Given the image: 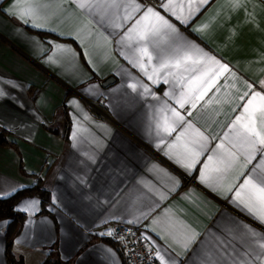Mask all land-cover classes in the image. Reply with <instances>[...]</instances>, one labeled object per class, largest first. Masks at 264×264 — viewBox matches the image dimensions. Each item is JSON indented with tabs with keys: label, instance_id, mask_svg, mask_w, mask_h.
Instances as JSON below:
<instances>
[{
	"label": "crops",
	"instance_id": "obj_1",
	"mask_svg": "<svg viewBox=\"0 0 264 264\" xmlns=\"http://www.w3.org/2000/svg\"><path fill=\"white\" fill-rule=\"evenodd\" d=\"M13 2L0 0V91L7 94L0 96V129L7 142L0 143V198L35 185L50 193L48 203L35 193L16 202V210L25 217L11 238L13 255L23 264H42L51 255L66 264H126L120 244L108 234L114 224L123 223L139 226L151 248L156 251L159 246L179 264H199L204 252L214 249L217 237L227 242V251L237 259H251L254 245L249 238L241 239L247 231L243 225L264 234V224L231 201L264 152H257L242 171V154L230 168L225 164L230 152H240L233 147L237 135L230 125L243 113L253 91L264 94V0H241L238 6L231 0H207L186 23L160 7L167 0L157 5L145 0H81L92 8H80L76 0H20L19 8L11 7ZM174 2L183 3L187 16V0ZM133 4L142 7L133 11ZM29 5L38 6L45 28H33L17 18L16 12ZM148 6L227 64L229 71L213 77L203 67L190 66L187 72L179 70L183 83L167 76L166 84V73L176 70L160 69L159 83L153 84L130 62L140 58L136 42L122 40ZM126 13L129 19L124 18ZM50 28L64 35L46 30ZM49 40L70 46L76 55L54 49ZM149 50L153 60L149 63L144 57L141 62L151 74L159 60L156 51ZM130 84H137L136 89ZM141 84L150 93L145 94ZM165 91L171 95L165 97ZM182 91L184 107L174 98ZM71 100L78 104L70 105ZM98 103L105 109L103 118L90 111V105ZM164 103L184 117L171 133L157 128L164 115L173 121L170 112L160 111ZM66 121L64 138L54 130L63 131ZM256 123L259 129L258 113ZM197 131L207 139L201 140ZM190 149L201 152L191 174L164 155L171 151L185 158ZM205 162L206 176L216 191L198 179ZM24 198L41 202L25 212L20 210ZM142 212L147 216L128 223ZM8 223L0 220V264H8L4 236ZM185 225L199 233L186 251L171 240L184 238ZM226 227L233 229L232 236Z\"/></svg>",
	"mask_w": 264,
	"mask_h": 264
},
{
	"label": "snow or ice",
	"instance_id": "obj_2",
	"mask_svg": "<svg viewBox=\"0 0 264 264\" xmlns=\"http://www.w3.org/2000/svg\"><path fill=\"white\" fill-rule=\"evenodd\" d=\"M78 7L85 8L86 6L92 8V4H85L81 0H76ZM231 2L238 6L241 3V0H231ZM195 3V6H193ZM207 3V0H187L188 4V15H184L183 3H176L174 0H167V2H162L160 7L165 11L169 12L181 23H186L187 19L196 11L199 10L200 5ZM20 0H14L13 8H19ZM127 7V6H126ZM140 4H133V11L141 9ZM179 7L180 11H177ZM8 11V9H5ZM11 15L12 13L9 12ZM17 18L20 19L23 23H31L33 28H45V24L40 21L43 19L39 15L38 6H26L20 8L16 12ZM125 19H129L130 16L126 13ZM48 31L56 32L58 35L63 36L64 33L58 32L55 28L46 29ZM193 31H197L194 29ZM131 44L133 41L136 42V51L140 54L138 60L132 61L133 66L139 68L145 76L148 77L153 84L159 83V70L160 69H175L176 71L169 70L166 73L164 83H168L167 76H173L179 82L183 83L184 77L180 73V69H183L184 72H187L190 69V66H199L205 68L207 72H211L213 77L219 76L221 73L229 71V66L225 63H222L216 56L212 55L210 52L205 51L199 44L195 41L186 38L180 33L177 27L166 19L160 12L156 11L153 7L148 6L143 12V15L136 20L135 24L125 33L123 39ZM37 44L41 43L38 37H32ZM47 43L52 44L54 49H60L64 51L71 52L72 55H76L72 51L70 46L57 44L55 41H47ZM152 48L156 51L157 58L159 60L158 67L154 66L152 68V73L150 74L147 70V66L142 63L144 57H147L148 62L151 63L153 60V54L149 50ZM85 55H87L85 53ZM52 60L50 56L48 58ZM211 78V77H210ZM261 84L264 85V81H261ZM94 87V86H93ZM130 88L136 89L137 84H130ZM140 87L143 88L144 93H150V89L147 85L141 84ZM87 93L88 89H84ZM7 95L6 93L0 91V96ZM154 95V93H153ZM165 97L170 96L171 94L168 91H165L163 94ZM155 98V95H154ZM176 104L180 107H184L186 102V94L182 91L179 97H174ZM244 97H241L243 99ZM70 105L78 104L77 101H69ZM160 111L163 113L170 112L173 121L170 123L167 115L162 117V120L157 123V128H162L165 133H171L174 130V125L176 122L181 121L184 117L177 111L176 108L169 106L167 103H164ZM259 114V129L257 128L256 116ZM37 119L39 117L37 116ZM192 125L188 124L187 128H191ZM230 127L236 132L237 143L233 144L234 148H239L240 152H230V160L225 164L226 168H230L233 163L238 159V156L242 154L245 157V163L241 168L246 167L249 162L253 159L257 152H264V94L261 92L253 91L251 93V99L248 100L247 104L244 105L243 113L240 116H237L235 121L230 125ZM77 133V121L73 119V133L71 139H76ZM200 136L201 140L207 139L203 136L202 133L196 132ZM181 135L176 137L177 141H180ZM227 138V134L225 135ZM163 141H161L162 143ZM75 147V144H73ZM173 145H169V150ZM218 148L223 147L222 144L217 145ZM169 159L173 160L174 163L178 164L181 168L189 170L191 174V169L196 166L198 157L201 155V152L195 150H189V155L185 158H181L179 155H173L171 151H166L164 153ZM213 157L209 156L208 160L212 161ZM93 163L95 161L93 160ZM154 167H159L154 165ZM209 168V163L205 162L204 166L200 169V176L198 179L201 183L206 184V186L216 191L217 188L212 182L211 178L206 176V169ZM259 169V171L257 170ZM162 171H166L161 169ZM219 171V169H216ZM237 178H239L237 176ZM82 183L86 181L81 177ZM175 180L176 184H179L178 179L172 177ZM231 185L228 186L227 191H231ZM16 191V189H12ZM53 203L58 202V197L55 192L52 193ZM41 201L36 198H24L21 202V211L30 212L33 210ZM238 209L246 211L251 215L255 220L260 224H264V158L260 159L259 164L252 169L245 178L244 182L240 184L239 188L235 191V196L231 201ZM147 216V212L140 213L139 216L135 217L133 220L128 221V223H138L142 217ZM104 221H102L103 223ZM4 223H7L5 221ZM157 220L154 219L152 224H156ZM148 227V226H146ZM186 235L183 239H178L176 236H172L171 240L173 244L179 245L184 251L188 249L190 244L195 240L199 235L194 229L185 225ZM243 227L247 230L246 232L241 233V239L249 238L251 240L250 246V255L251 259H237L234 254L227 251V242L222 237H217V244L214 246L213 250H208L204 252L203 257L200 259L199 264H264V234L256 231L255 229L250 228L247 224H244ZM153 231L155 229L153 228ZM225 231L228 232L230 236L233 235L232 228H225ZM108 234H114L112 229H108ZM99 235L103 236L105 233L101 232ZM143 235V234H142ZM161 236V239H165L166 243L168 238L161 233H158ZM233 238H235L233 236ZM123 239V237H121ZM147 239V237H145ZM172 244H169L171 247ZM108 251H111L110 249ZM181 253L177 252V256ZM149 255H151V249L149 250ZM249 254L246 253L245 256ZM167 253L164 252L159 246H156L155 258L160 261V264H179L178 260L174 257L167 256Z\"/></svg>",
	"mask_w": 264,
	"mask_h": 264
},
{
	"label": "built area",
	"instance_id": "obj_3",
	"mask_svg": "<svg viewBox=\"0 0 264 264\" xmlns=\"http://www.w3.org/2000/svg\"><path fill=\"white\" fill-rule=\"evenodd\" d=\"M160 1L145 0V3L157 5ZM90 111L92 115L99 118L106 116L104 107L99 103L91 104ZM112 230L114 234H111V239L120 244L127 264H160L159 260L155 258V250L147 244L139 226L116 223ZM150 249L151 255H149Z\"/></svg>",
	"mask_w": 264,
	"mask_h": 264
},
{
	"label": "trees",
	"instance_id": "obj_4",
	"mask_svg": "<svg viewBox=\"0 0 264 264\" xmlns=\"http://www.w3.org/2000/svg\"><path fill=\"white\" fill-rule=\"evenodd\" d=\"M63 131L55 129L54 131L57 134H60L62 137L66 138L69 124L66 121ZM5 136V131L0 129V143L6 144V140L3 138ZM30 193H35L42 201V203H48L50 201V193L47 189L41 188L39 185L33 186L31 189H23L11 194L6 198H0V220H8L9 223L4 231V236L6 240V260L8 264H23V261L19 258H16L10 249L11 238L16 232L17 224L22 221L25 217L24 213H21L16 210L15 205L19 198L28 195ZM114 243H118L112 241ZM119 244V243H118ZM125 262V261H124ZM126 263V262H125ZM42 264H66L60 261L58 258L51 255L48 257ZM127 264V263H126Z\"/></svg>",
	"mask_w": 264,
	"mask_h": 264
},
{
	"label": "water",
	"instance_id": "obj_5",
	"mask_svg": "<svg viewBox=\"0 0 264 264\" xmlns=\"http://www.w3.org/2000/svg\"><path fill=\"white\" fill-rule=\"evenodd\" d=\"M110 80H112V77L106 79L105 81H103V84H105L106 82H109Z\"/></svg>",
	"mask_w": 264,
	"mask_h": 264
}]
</instances>
